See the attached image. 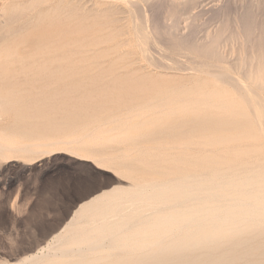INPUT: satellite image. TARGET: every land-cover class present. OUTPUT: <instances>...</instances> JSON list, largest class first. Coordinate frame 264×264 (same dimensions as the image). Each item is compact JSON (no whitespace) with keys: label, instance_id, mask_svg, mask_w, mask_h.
Listing matches in <instances>:
<instances>
[{"label":"bare ground","instance_id":"bare-ground-1","mask_svg":"<svg viewBox=\"0 0 264 264\" xmlns=\"http://www.w3.org/2000/svg\"><path fill=\"white\" fill-rule=\"evenodd\" d=\"M120 1L131 6L134 16H138L134 31L137 47L143 54L150 50L147 49L150 43L160 45L156 37L164 36L168 48L181 49L185 54L183 50H186L189 58H194L193 62L189 60L193 67L186 62L193 74L203 76L204 80L193 87L185 84L161 90L155 97L134 105L116 99L94 106H73L72 110L85 119L84 126L90 128L78 137L21 141L1 132L0 159L7 162L39 152L48 154V148L56 145H80L87 138L91 144L81 148L91 154L94 153L92 143L106 139L130 142L135 155L131 167L124 171L132 182L130 188L106 191L84 202L39 251L13 263L0 264H264V20L256 23L251 11L242 16L237 22L241 32L231 36V40L244 38L242 42L250 50H241V46L235 63L226 65L228 51L224 55L223 49L231 40L223 31L205 35L204 30L200 41L195 40V24L188 23L189 35L179 32L183 28L181 16L195 6L196 0H181L183 14L171 10L172 23L153 24V35L148 31L153 27H148L151 19L139 6L145 0ZM45 2L14 3L9 6L10 13L3 24V19L0 20L1 119L13 115L17 123L28 122L39 116L55 95V92L35 95L32 89L20 88L14 81L15 64L27 65L34 61L19 55L13 44L16 33L30 28V22L25 20L27 26L22 25L17 31L10 24L30 15ZM107 2L111 6L116 0ZM7 3L0 5V17L7 11ZM69 6L58 0L55 7L39 12L31 23L32 30L44 25L42 37L48 42L39 46L43 63H64L59 54L66 48L96 49L115 37L113 34L97 37L95 33L109 23L111 15L119 13L118 9L116 12L108 6L90 12L91 8L85 10V5L84 8ZM90 19L96 24L86 27L85 22ZM6 24L10 26L7 28ZM90 31L94 33L89 34ZM163 49L164 53L168 50ZM52 53L58 55L49 58ZM161 60H165L162 55ZM170 61L165 62L169 65ZM25 67L21 70L28 69ZM183 71L188 72L184 69L182 74ZM50 73L59 77L66 74L59 70ZM39 95L43 96L42 100L37 98ZM41 101L43 106L38 104ZM145 139L152 146L141 147L139 144ZM78 159L86 160L80 156Z\"/></svg>","mask_w":264,"mask_h":264},{"label":"rangeland","instance_id":"rangeland-1","mask_svg":"<svg viewBox=\"0 0 264 264\" xmlns=\"http://www.w3.org/2000/svg\"><path fill=\"white\" fill-rule=\"evenodd\" d=\"M4 1L0 0V5L2 6L8 2V8L6 9L7 11L4 10L6 14H3V11L2 18L0 17V20L3 19V22L0 21L2 24L9 16V6L14 3L22 5L30 0ZM149 1H141L139 5L140 8L142 6L141 10L145 9L146 12L144 10L142 12L146 13L144 15L148 16L149 21L151 19L148 22V27L158 24V21V25L161 24L160 26H162V23L163 25H170L169 23L172 20L169 18V12L171 10L173 13L179 11L180 15L183 14L181 0L175 2L168 0ZM57 4L58 0H46L45 3L40 4V8L38 6L33 12L31 11L30 15L28 14V16L21 19L22 21L18 20L19 22L15 21L16 23H11L10 25L12 26L6 24L7 28L10 26L13 28V31L15 29L17 31L18 27L20 28L22 25L23 27L27 26L24 24L30 22L28 24L30 25L28 26L30 27L28 28L30 31L25 27L20 32H17L16 38L17 36L21 38L19 37L17 40L15 38V41H13L15 43L13 44L19 55L28 56L27 58H30L34 63L27 65L16 63L13 67L17 72L14 81L19 84L20 88L32 89L31 91L35 95L44 92L52 94L55 92V95L51 96V102L47 103L48 106L43 108L40 115L33 117L28 122L17 123L13 115L0 118V129H3L0 130V133L10 135L17 140L22 139L21 141H31L34 138H39L41 141H55L65 137H78L85 131H89L90 128L88 129V127L84 126L85 119L79 117L77 111L72 110L73 106H94L99 105L100 102H109L116 99L121 103L123 101V103L126 102L134 105L155 97L161 90L174 89L179 86H185V84L186 87H193L198 82L204 80L203 76L199 77L195 72L193 74V70L189 67H193L190 61L192 60L193 62L194 58H189L190 54L186 50H183L186 52L185 54L184 52H180L181 49L168 48V45H166L168 41L164 36H161L164 39L156 37V39H159L157 43H160V45L156 44V42L150 43L153 47L150 48L149 45L147 49L150 50H147L148 52L143 54L137 47L136 31H134L138 16H134L130 5L128 7L127 3L120 0H116L111 6L107 0H63V4L70 5V8L78 5L83 7L85 5V10L91 8L90 12L107 9L109 8L108 6L114 7L113 10H116V12H118V9L119 13L111 15L109 23L102 26V29L95 33L97 37L110 34L115 35V37L112 41L103 43L96 49H90L89 47L75 49L73 46L66 48L59 54L60 57L64 58V63L51 64L41 62L39 46L42 43L48 42L46 38L42 37L44 25L38 28L32 24V27H35L32 30L31 23L35 22L34 20L37 19L36 16H38L39 12L51 9ZM248 11L254 12L255 14L253 13V15L256 23L261 24L264 20V0H196L195 6L185 11L186 14L181 16L180 26L182 25L183 28L180 27L182 30L179 32H184V34H181L185 36L189 35L191 31L189 25L195 24L193 26L196 29V41L204 36V32H206V35L207 33H215L220 30L223 31L224 36H227L231 40L232 37H235V34L238 36L239 32H241L237 22H240L242 16ZM111 21L113 23H110ZM153 21L156 22L153 23ZM94 24L96 23L93 19L85 22L86 27ZM154 25L148 30L151 35H153ZM185 25L188 28H185ZM117 28L119 29L117 30ZM184 29L189 33L185 34ZM18 33L19 35H17ZM92 33L94 31H90L89 34ZM197 36L198 39H196ZM243 39L236 38L226 43L223 49L224 55L228 51V54L225 55V59H227L226 56L228 57L226 65H230L229 62H231V65L235 63L241 46V50H250V47H245L243 44ZM160 41H163V44L166 43L165 46ZM238 41L239 43H237ZM84 43H87V41L85 40ZM155 44L158 45V49L161 46L164 48L161 47V50L166 51L168 49L167 52L155 50L157 48ZM228 46L231 47V54ZM52 50H54V47ZM174 51H176L177 55ZM160 54L162 55V59H165L164 61L161 60ZM56 55L52 53L49 58ZM183 55L186 56L183 57ZM176 59L178 60L176 61ZM169 60L171 61L168 65L167 62ZM186 60L190 63L189 66ZM172 61L177 62V64L173 65L174 62L171 63ZM178 64L180 65L178 66ZM166 65L172 70L171 72L168 67V71L166 70ZM25 66L28 69L21 70ZM180 66H183V68H178ZM158 68L160 70H157ZM179 69L181 71L191 69L192 72L188 71L186 73L183 71L182 74ZM53 70H59L66 74L64 77L52 75L50 72ZM188 73L189 75H187ZM37 80L38 82H36ZM37 98L42 100L43 96L39 95ZM38 104L43 106L42 101L38 102ZM145 140L139 144L141 147L152 146L151 142L147 139ZM89 142L90 140L87 138L80 145H56L57 147L48 148V154L39 152L28 156V158H18L19 161L7 162V160L0 159V263H13L22 257L35 253L37 250L39 251L40 247L64 227L74 212L84 202L106 191L111 192L113 189H127L131 187L132 182L125 173L131 167L132 157L135 155L133 152L134 147L131 143L123 140L107 141L106 139H100V141L92 143L93 147L89 145L94 151L91 154L81 148L83 145L91 144ZM87 148L90 149L89 147ZM79 156L86 160H79ZM81 177H86L87 179L84 180Z\"/></svg>","mask_w":264,"mask_h":264},{"label":"snow or ice","instance_id":"snow-or-ice-1","mask_svg":"<svg viewBox=\"0 0 264 264\" xmlns=\"http://www.w3.org/2000/svg\"><path fill=\"white\" fill-rule=\"evenodd\" d=\"M81 179H84V180H86L87 178H86V177H81Z\"/></svg>","mask_w":264,"mask_h":264}]
</instances>
